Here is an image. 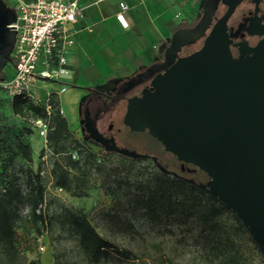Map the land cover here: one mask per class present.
Listing matches in <instances>:
<instances>
[{"label": "rangeland", "instance_id": "1", "mask_svg": "<svg viewBox=\"0 0 264 264\" xmlns=\"http://www.w3.org/2000/svg\"><path fill=\"white\" fill-rule=\"evenodd\" d=\"M199 15L200 8L196 12L195 19H199ZM170 34L166 40H169ZM144 71L141 70L139 75ZM3 73L7 75L13 73L10 63L4 66ZM128 78H111L105 86L109 87L111 83L120 86ZM47 83L57 87V83ZM66 86L69 92H63L62 102L66 99V95L73 97L72 112L76 109L79 115V125L76 130L70 129L75 138L83 141L81 98L87 95V92L78 88L86 86L68 81ZM0 105V180L6 178L12 181L16 176L17 183L25 192V170L31 168L39 172L45 184L46 195V203L39 207L48 216L55 217L61 204L79 210L86 215L100 235L111 241L115 247L134 249L139 255L138 261L141 264L142 261L148 264H216L211 258L203 255L193 242L194 226L189 218H184L180 222L172 217L165 218L161 212L160 219L152 221L142 208L143 201L146 200L151 189L162 186L164 181L167 182L164 185L166 192L156 198L155 205L165 204L168 201L167 192H171L169 201L173 206L179 207L180 204H184L183 207H196L197 202L193 200L190 194L191 188L187 183L175 181L170 176L164 175L165 172L161 171L150 158H132L108 151L91 142H83L82 145L68 142L67 150L70 153L75 152L74 159L86 157V151L94 153V159L86 158L87 195L74 196L68 192H57L50 171L54 159L59 155L54 154L47 147L46 141L38 133V126L29 117L14 114L10 102L1 101ZM124 112L123 100L110 101L106 106L102 105L98 118L94 119L97 129L101 134L114 137L119 147L155 155L169 172L202 182V177L192 166L168 154L146 131H133L126 126L123 123ZM18 138L31 143L33 156L31 162H26L20 157H13L10 160ZM16 208L18 213L16 243L24 258L23 264H30L29 262L35 259H39V264H86L75 239L67 232H62L54 220L52 228L47 227L45 230V227H41L38 232L26 216L28 206L23 201H19ZM186 211L190 213L188 208ZM223 218L229 224L236 223L229 212H224ZM134 229L140 231L149 229V233L141 238L137 233L133 234ZM238 240L248 255L247 264L264 263L262 254L243 229L239 232ZM40 244L44 246L42 251L39 249ZM161 260L166 262L162 263ZM0 264H6L1 253ZM104 264L130 263L110 258Z\"/></svg>", "mask_w": 264, "mask_h": 264}, {"label": "water", "instance_id": "2", "mask_svg": "<svg viewBox=\"0 0 264 264\" xmlns=\"http://www.w3.org/2000/svg\"><path fill=\"white\" fill-rule=\"evenodd\" d=\"M232 8L230 4L198 49L150 78L152 90L127 98L123 123L133 131L147 130L164 150L204 171L207 190L236 214L264 261V23L254 32L262 38L247 49L250 54L233 57L226 26ZM15 20L14 8L0 0V74L11 62ZM209 23L204 11L189 31L203 34ZM83 128L104 149L150 158L169 172L156 156L123 149L100 134L88 107Z\"/></svg>", "mask_w": 264, "mask_h": 264}, {"label": "trees", "instance_id": "3", "mask_svg": "<svg viewBox=\"0 0 264 264\" xmlns=\"http://www.w3.org/2000/svg\"><path fill=\"white\" fill-rule=\"evenodd\" d=\"M186 21L182 20L181 22L185 23ZM163 63L164 53L161 48L156 59L145 67L143 71L152 70L157 72L161 69ZM140 73L138 72L129 77L127 81L132 83L135 80V75ZM83 89L90 90L89 87ZM5 100L10 102L11 110L14 114L47 120V147L54 154L59 155L58 158L54 159L50 171L53 185L61 187L65 192L74 196L87 195L88 172L86 170V158L92 157L94 159V153L86 151V157L82 156L74 159L67 150V143L82 145L83 142H91L103 148L102 145L93 140L86 131H83V141H79L74 137L67 118L61 111L60 100L55 94L50 100L51 111L49 114L46 113L44 107L35 105L19 96ZM152 139L161 146L159 141ZM13 157H20L26 162H31L33 156L30 144L22 139H16L14 153L10 160ZM190 165L202 177V182L194 179H191L193 181L191 182L185 177L170 172L163 174L170 176L175 181L187 183L191 188L190 194L193 200L197 202L196 207H183L184 204H180L181 206L179 207L173 206L169 201L171 200V192H167L168 201L165 204L162 206L155 205L157 202L156 198L166 192L164 185L167 182L164 181L162 186L151 189L146 200L143 201L142 208H144L148 218L152 221L159 220L161 212L165 218L172 217V219H177L180 222L184 218H189L193 224L192 226H194L192 229L194 232L192 235L193 242L199 247L203 255L211 258L216 264H247L249 261L248 255L242 249L238 240L240 230L243 229L249 234L250 239L261 253L260 248L236 214L219 197L214 196L207 190V187H209L207 174L195 165L191 163ZM16 179L17 177L14 176L12 181L6 178L0 180V189H5L2 192L0 191V253L6 264H23L24 260L16 243L18 219L16 206L19 201H23L28 206L26 216L38 232H40L41 227H45V230H47V227L52 228L54 220L62 232H67L72 236L85 258L86 264H104L110 258L124 260L130 264H141L138 261L139 255L134 249L115 247L111 241L100 235L86 215L79 210L61 204L55 217L48 216L39 207L46 203L45 184L39 172L31 168L25 170V192ZM201 185H205V187ZM186 208L190 210V213H187ZM224 212H229L236 223L229 224L223 218ZM134 233L144 238L149 233V229L143 231L134 229ZM142 262V264H148L146 261ZM161 262L165 263L166 261L161 260ZM29 263L39 264V259L31 260Z\"/></svg>", "mask_w": 264, "mask_h": 264}, {"label": "crops", "instance_id": "4", "mask_svg": "<svg viewBox=\"0 0 264 264\" xmlns=\"http://www.w3.org/2000/svg\"><path fill=\"white\" fill-rule=\"evenodd\" d=\"M120 1L128 5L123 13L127 26L116 17ZM78 3L81 14L69 24L73 43L65 48L68 69L65 82L102 88L111 78L131 77L151 64L177 24L195 19L202 0H78ZM62 113L69 127L76 130L78 111L74 109L71 116Z\"/></svg>", "mask_w": 264, "mask_h": 264}, {"label": "built area", "instance_id": "5", "mask_svg": "<svg viewBox=\"0 0 264 264\" xmlns=\"http://www.w3.org/2000/svg\"><path fill=\"white\" fill-rule=\"evenodd\" d=\"M16 12V20L11 24L15 29V42L11 52L10 65L13 73L0 74V100L19 96L29 102L51 111L53 94L60 97L66 89L65 75L68 73L65 48L73 43V31L69 24L81 14L78 0H4ZM102 1V0H96ZM128 5L118 3L116 17L127 26L124 11ZM49 83H57V87ZM39 135L46 141L47 120L33 117ZM75 158V152L71 153ZM57 192H65L54 186ZM1 188L0 191H4ZM39 209V208H38ZM37 209V211H38ZM39 249H44L39 245Z\"/></svg>", "mask_w": 264, "mask_h": 264}, {"label": "flooded vegetation", "instance_id": "6", "mask_svg": "<svg viewBox=\"0 0 264 264\" xmlns=\"http://www.w3.org/2000/svg\"><path fill=\"white\" fill-rule=\"evenodd\" d=\"M230 4L233 5V8L226 21L227 31L230 37V52L232 56L236 58L248 56L250 51L247 49L253 47L262 38L261 35L255 34L254 32L264 23V0H202L199 19L187 20L185 23L180 21L171 32L169 40L162 43L164 63L159 71L154 72L152 70H145L141 75H138L132 83L124 81L120 86L111 83L109 89L105 91L93 88L84 90L87 92V95H83L81 98L83 116L84 109L88 107L90 118L94 127L97 128L94 119L98 118L102 105L106 106L110 101L123 100L126 106V100L129 96L140 95L146 90H152L153 87L149 82L150 78L155 73L163 72L174 59L185 56L198 49L202 45L211 27L218 18L228 10ZM204 11L207 15H210L209 26L204 30L203 34H201L200 30L190 32L189 30L196 28L197 24L201 21ZM83 131H85L84 128ZM144 131L148 133L147 130ZM148 135L152 137L149 133ZM104 136L114 139L111 135ZM161 146L164 149L162 144ZM166 152L173 155L168 151ZM188 164L190 165V163ZM193 169L196 170L195 168Z\"/></svg>", "mask_w": 264, "mask_h": 264}, {"label": "bare ground", "instance_id": "7", "mask_svg": "<svg viewBox=\"0 0 264 264\" xmlns=\"http://www.w3.org/2000/svg\"><path fill=\"white\" fill-rule=\"evenodd\" d=\"M63 92H69V89H65ZM72 100L73 97H70L69 95H66V99L62 102V107L61 110L65 113H67V115L72 114Z\"/></svg>", "mask_w": 264, "mask_h": 264}]
</instances>
